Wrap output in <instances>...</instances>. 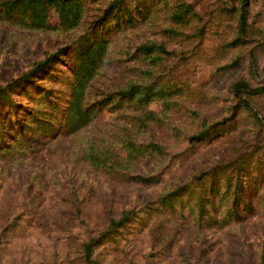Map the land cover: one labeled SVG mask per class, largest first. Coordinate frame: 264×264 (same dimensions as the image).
Masks as SVG:
<instances>
[{
    "label": "rangeland",
    "instance_id": "obj_1",
    "mask_svg": "<svg viewBox=\"0 0 264 264\" xmlns=\"http://www.w3.org/2000/svg\"><path fill=\"white\" fill-rule=\"evenodd\" d=\"M263 251L264 0H0V264Z\"/></svg>",
    "mask_w": 264,
    "mask_h": 264
},
{
    "label": "trees",
    "instance_id": "obj_2",
    "mask_svg": "<svg viewBox=\"0 0 264 264\" xmlns=\"http://www.w3.org/2000/svg\"><path fill=\"white\" fill-rule=\"evenodd\" d=\"M245 18H246V16L243 15L242 20H243L244 24L246 22ZM77 103L78 102L76 100V102H74V104L72 105V111L75 110V108L77 107ZM75 121H76V117L74 115H71L70 116V122H68V126H69V124H70V126H71V124L73 125ZM199 139H200V136L199 137H192L191 136L188 141L193 142V141L199 140ZM117 223L118 222L112 221V223H111L112 227L117 226L118 225ZM95 241H96V236H94V235H88L87 238H83V240H80L82 260L84 262H87V263L91 262L92 249L94 247ZM256 261H257L256 264H264V251L262 253H260V255L257 256Z\"/></svg>",
    "mask_w": 264,
    "mask_h": 264
}]
</instances>
